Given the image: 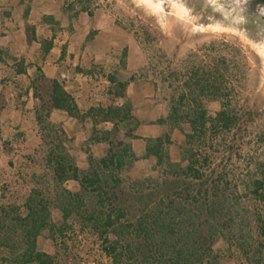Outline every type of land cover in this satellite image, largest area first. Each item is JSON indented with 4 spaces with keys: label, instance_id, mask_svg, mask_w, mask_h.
<instances>
[{
    "label": "trees",
    "instance_id": "trees-1",
    "mask_svg": "<svg viewBox=\"0 0 264 264\" xmlns=\"http://www.w3.org/2000/svg\"><path fill=\"white\" fill-rule=\"evenodd\" d=\"M109 80L114 84L111 96L123 99V104L84 113L59 83L43 80L48 92L39 98L36 113L45 162L39 179L43 187L31 188L22 205L0 207L1 262L221 264L213 247L222 241L239 264H264V133L258 137L259 157L237 173L221 153L208 150L219 148L215 132L231 134L236 117L223 105L209 115L196 99L193 107L181 110L182 95L177 102L169 101L166 118L156 121L168 132L144 139L139 157L132 145L139 123L125 96L129 82ZM191 81L195 88L190 94L196 97L217 90L211 75L201 78L195 73ZM183 88L191 89L187 83ZM52 110L91 124L81 145L85 168L68 153L65 133L50 126ZM103 124L110 129L99 128ZM181 124L188 125L189 132L178 146L176 161L169 146ZM222 156H232L231 149ZM139 160L153 164L149 175H133ZM69 182L76 184V191L66 188ZM39 238L51 241V253L38 250Z\"/></svg>",
    "mask_w": 264,
    "mask_h": 264
},
{
    "label": "rangeland",
    "instance_id": "rangeland-1",
    "mask_svg": "<svg viewBox=\"0 0 264 264\" xmlns=\"http://www.w3.org/2000/svg\"><path fill=\"white\" fill-rule=\"evenodd\" d=\"M224 0H73L74 8L104 12L115 30L125 35L124 67L127 82H138L140 108L153 106L146 119H138L144 126L141 133L147 135L152 120L166 118L169 101H179L184 95L180 109L186 111L198 100L209 115H215L222 107L238 120L231 134L215 132L216 144L209 148L227 165L243 173L247 163L257 159L261 153L258 137L264 133V29L249 21L235 10L226 9ZM199 77L216 80L217 90L211 89L196 97L191 81ZM129 76V77H128ZM131 78L133 80L131 81ZM187 83L191 89L183 88ZM185 107V108H184ZM159 118V119H160ZM157 121V120H156ZM164 133L169 128L163 126ZM171 134L173 144L169 146L172 160H178V146L183 135L189 132L186 124ZM145 131V132H144ZM133 132L137 139L132 145L136 154L143 145V138ZM213 134V135H214ZM234 139V140H232ZM68 139L65 146L67 147ZM209 144L204 147L208 148ZM228 148L232 156H222ZM39 142L22 149L6 152L0 160V207L22 205L33 187H43L39 182L45 173L44 153ZM68 149V148H67ZM68 153L81 169L86 167V154ZM96 153L97 150L93 149ZM152 163L139 160L133 175L146 176L152 172ZM48 180V179H46ZM43 179V183H44ZM76 191V184L66 185ZM51 188V185H48ZM37 248L51 253V241L39 238ZM213 250L221 255V264H239L224 250L218 241ZM0 264H3L0 260Z\"/></svg>",
    "mask_w": 264,
    "mask_h": 264
},
{
    "label": "crops",
    "instance_id": "crops-1",
    "mask_svg": "<svg viewBox=\"0 0 264 264\" xmlns=\"http://www.w3.org/2000/svg\"><path fill=\"white\" fill-rule=\"evenodd\" d=\"M73 4V0H0L1 161L11 149L39 142L37 107L39 98L48 92L43 80L59 83L82 113L123 104V99L111 96L114 84L109 78L127 81L125 35L113 28L104 12L77 10ZM144 93L136 81L129 82L125 90L138 119H146L153 107L140 108L143 100L137 98ZM159 118L148 124L147 135L141 133L147 128L139 126V136L162 135L163 126L156 123ZM48 121L65 133L71 152H80L90 135V123L80 124L62 110H52ZM143 148L144 143L137 152L141 154Z\"/></svg>",
    "mask_w": 264,
    "mask_h": 264
},
{
    "label": "flooded vegetation",
    "instance_id": "flooded-vegetation-1",
    "mask_svg": "<svg viewBox=\"0 0 264 264\" xmlns=\"http://www.w3.org/2000/svg\"><path fill=\"white\" fill-rule=\"evenodd\" d=\"M226 9L235 10L253 26L259 24L264 29V0H224Z\"/></svg>",
    "mask_w": 264,
    "mask_h": 264
}]
</instances>
